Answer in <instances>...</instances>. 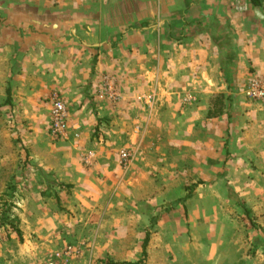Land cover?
Listing matches in <instances>:
<instances>
[{"label":"rangeland","instance_id":"obj_1","mask_svg":"<svg viewBox=\"0 0 264 264\" xmlns=\"http://www.w3.org/2000/svg\"><path fill=\"white\" fill-rule=\"evenodd\" d=\"M41 1L0 0V264H43L76 243L86 248L77 264H264V104L246 95L264 80L247 51L261 50L264 68V3L87 0L88 13L73 3L61 21L78 22L82 35L89 27V45L108 44L109 53L131 32L138 37L126 40L130 47L159 43L157 33L139 37L149 26L162 27L173 49L193 43L175 37L183 14L193 26L192 12L204 29L226 20L230 51L222 61L217 48L210 60L219 64L205 70L211 85L204 72L203 84L191 82L190 55L191 81L180 88L175 61L161 71L141 52L135 63L146 68L136 76L129 67L132 80L99 78L115 80L117 104L99 98V81L79 101L60 94L70 125L82 118L86 126L83 138L55 141L46 98L35 102L24 88L32 83L12 80L25 55L2 45L6 29L34 26Z\"/></svg>","mask_w":264,"mask_h":264},{"label":"crops","instance_id":"obj_2","mask_svg":"<svg viewBox=\"0 0 264 264\" xmlns=\"http://www.w3.org/2000/svg\"><path fill=\"white\" fill-rule=\"evenodd\" d=\"M160 1L164 2V0ZM73 3L81 4V9L86 8L84 12L88 13L89 7L87 5V0H42L38 9L34 8L35 13L33 17L36 18V23L32 28H20L21 30L12 28L11 30L6 29L4 31V36L8 38L2 45L9 46L8 48L16 50V53H23L25 55L22 62L18 61L15 65H12V67H14V69H12V72L14 71L12 77L15 76L12 80L20 84L32 83L30 86L25 85L24 88H26L27 91L36 92V94L30 95V98L35 102H38L41 97L46 98L45 100L49 106V124L51 94H65L66 97L70 98L72 96L73 99L79 101L82 90H87V88H89L88 85H92L91 88L96 90L102 73H109L112 75L115 73L119 75L121 80H132L127 73L129 72V67L132 66L136 68L135 74L138 69L146 68V66L141 67L138 62L135 63L140 59L141 52L144 54L148 53V61H144L148 64V67L157 64L161 71L164 66H168L172 61H175L177 67L181 69V77L178 78L176 82L177 87H179L178 85L191 81L190 77L192 74H195L194 77L196 78L191 82L203 84V80L197 77L198 74L202 72H204L202 74L203 77H205V83L211 85L212 79L207 76L209 74L205 73V70H209L210 66H217L219 64L218 62L214 63L210 60L216 59L217 48L222 50L223 54L222 57H220L222 61L226 59V54L230 51L227 50V47L228 44L231 43V33L229 32L230 30L227 29V26H225L227 23L226 20H219V22L217 21L215 24H212L211 28L204 29L202 25L197 27V14L192 12L191 20L195 22L193 26L191 27L190 24V27L187 28V25L190 23V16L183 14L181 19L177 20V34L175 37L182 38L188 36V38L192 39L193 43H189L187 41L188 39H183L180 44L176 45V49H173V45H168L164 40L165 33L162 27L155 29V27L149 26L143 29L145 30L144 33H138V35H140L139 37L148 36L149 40L154 33H157L160 40L159 43L156 44L149 41L148 45L143 43L139 44V46L130 47V45L126 43V40L131 37H138L136 32H131L132 34L129 33L126 36L125 41L118 45V49L115 52L109 53L107 52V50H109L108 44L102 47L89 45L92 39L90 38L91 35L87 32L89 31L88 29H90L89 27L86 28V31L83 33L84 35H82L78 22L61 21L64 16L63 13L66 10L69 11L72 9L70 7L73 6ZM222 16L223 14H218L212 18H220ZM220 19H227V16ZM49 24L50 26H48ZM115 34L114 32V35ZM66 35H68L67 38H65ZM213 44L217 45L216 50ZM242 51L245 50L243 49ZM247 51H252L250 52V57L252 60H255L254 67L260 68L261 72L263 71L264 73V68L257 60L261 58L258 54L261 50L257 48L249 50L248 48ZM211 52H213L214 55L213 58L209 59L208 57L207 61L209 64H207L205 60L203 63L201 59H204L205 53L210 54ZM190 55L193 58L191 66L189 65ZM122 57L126 58L123 59ZM243 57H245V55L243 52H240L238 58L242 59ZM109 58H116V60H109ZM188 66L193 68L192 74L185 73V67L188 68ZM228 66L229 65L226 67ZM139 74H141L140 71H138L136 76ZM187 74L189 75L185 77ZM68 94H71V96ZM60 97L66 104L64 98L61 95ZM78 114H81V112ZM87 122L90 123L91 120ZM68 126L70 128L68 131L70 141H74L73 136L75 133L83 138L81 128H85L86 126L84 119L80 118L79 122L71 125L68 121ZM75 144L77 145V143ZM89 157L90 156H88V158ZM92 159H90V161Z\"/></svg>","mask_w":264,"mask_h":264},{"label":"built area","instance_id":"obj_3","mask_svg":"<svg viewBox=\"0 0 264 264\" xmlns=\"http://www.w3.org/2000/svg\"><path fill=\"white\" fill-rule=\"evenodd\" d=\"M97 93L100 99L117 104L120 94L115 80L110 76H102L99 81ZM246 95L253 101L264 104V80H256L249 84ZM68 111L65 102L59 94L50 96V124L49 135L55 141L66 139L68 136ZM79 134H74L73 140L78 139ZM130 154L122 153L120 161L127 163ZM84 243H76L65 246L63 250L51 256L43 264H77L85 255Z\"/></svg>","mask_w":264,"mask_h":264},{"label":"trees","instance_id":"obj_4","mask_svg":"<svg viewBox=\"0 0 264 264\" xmlns=\"http://www.w3.org/2000/svg\"><path fill=\"white\" fill-rule=\"evenodd\" d=\"M247 1L249 2L250 6H252L253 8H259L264 3V0H247ZM7 101L10 102L9 90L7 92ZM146 245H147V238L144 240L142 248L145 249ZM143 256H145L144 251H143ZM136 264H141V261Z\"/></svg>","mask_w":264,"mask_h":264}]
</instances>
